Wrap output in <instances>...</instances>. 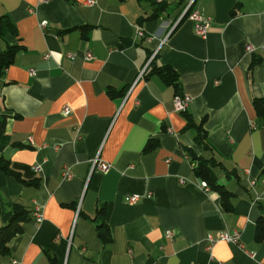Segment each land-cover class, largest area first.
Segmentation results:
<instances>
[{
	"label": "crops",
	"instance_id": "crops-1",
	"mask_svg": "<svg viewBox=\"0 0 264 264\" xmlns=\"http://www.w3.org/2000/svg\"><path fill=\"white\" fill-rule=\"evenodd\" d=\"M89 1L0 0V55L20 48L0 79V227L15 206L43 214L0 264H264V240H255L264 125L254 108L264 98V0ZM191 7L210 20L204 37ZM152 63L177 73L192 98L186 113L205 120L214 151L186 129L175 88L147 76ZM149 140L158 143L146 152ZM190 151L222 163L215 174L232 210L202 188ZM98 154L108 172L91 173ZM131 195L140 201L129 204ZM104 206L107 244L97 230ZM220 232L239 240L210 246Z\"/></svg>",
	"mask_w": 264,
	"mask_h": 264
},
{
	"label": "trees",
	"instance_id": "trees-1",
	"mask_svg": "<svg viewBox=\"0 0 264 264\" xmlns=\"http://www.w3.org/2000/svg\"><path fill=\"white\" fill-rule=\"evenodd\" d=\"M168 8V4L163 3L154 12L145 20L156 19L159 15ZM193 11L192 7L188 10L187 16L191 14ZM20 50L19 47L8 46V48L0 55V79L3 77L6 69L10 67L13 63L16 54ZM151 69L147 76L151 75H159L166 84L172 85L176 94H180V85H179V77L177 73L170 68L169 66H160L158 67L155 63L151 64ZM111 98H116L118 96H124L123 92L117 93L114 91L108 92ZM254 108L257 114L258 119L264 125V98H259L254 101ZM185 118L187 119L186 129H193L196 132L195 143L201 146L204 150L214 151L211 146L207 131L204 128L203 120L200 124H196L192 117L188 113H183ZM3 128V125H1ZM157 141L149 140L145 150L146 152L151 151L157 145ZM190 155L192 157V161L194 162V173L195 175L205 181L210 186V189L219 193L221 198V205L226 211H230L233 208L232 197L233 194L228 191L222 184L218 182V178L215 174V168L222 166V163L217 160L215 157H211L206 159L204 157H198L193 151H190ZM3 170L5 172L14 175L15 177L21 179V176L14 172L10 166L6 163L3 164ZM229 175H232L230 172ZM23 181V180H22ZM26 185L29 182L23 181ZM106 207H102L99 212L100 222L97 226L98 235L103 241L104 244H107L112 241V236L108 225L105 222L106 216ZM34 207L33 210L31 208L23 207V206H15L13 209V214L10 220L4 226L0 227V256H7L10 254V245L11 242L17 237L24 233V224L33 219ZM32 216V219H31ZM255 240L257 242H262L264 240V216H261L257 221L256 226V235Z\"/></svg>",
	"mask_w": 264,
	"mask_h": 264
},
{
	"label": "built area",
	"instance_id": "built-area-1",
	"mask_svg": "<svg viewBox=\"0 0 264 264\" xmlns=\"http://www.w3.org/2000/svg\"><path fill=\"white\" fill-rule=\"evenodd\" d=\"M88 3L93 4L94 0H90ZM190 20H192L195 24V32L198 36L204 37L207 35L208 32V28L210 25V20H206L203 18L201 12L199 10H193L191 12V14L189 15ZM47 25V22H43L41 24L42 27H45ZM137 35L138 37L142 38L144 37V31L141 28H138L137 30ZM248 52H252L253 48L251 46L247 47ZM92 54L91 53H87L86 54V59L90 60L92 59ZM70 58H74V56L70 55ZM32 71V70H31ZM33 73V71H32ZM145 73V70H142L138 76V79H140L141 77H143ZM192 102V98L189 95L186 94H176L175 98H174V107L175 110L179 113H185L187 112L190 104ZM65 114L69 115L70 114V109L66 108L65 109ZM111 168V164H108L104 161H102L100 159L99 154L96 156V158L92 161L91 163V173H93L94 171H100V172H108ZM66 177L70 178L71 175L70 173L67 171L66 172ZM183 182V181H182ZM201 186L202 188H204L205 190L209 191L210 190V186L208 185L207 182L202 181L201 182ZM141 196L139 195H131L128 196L126 198V201L129 204H136L140 201ZM34 220H35V226L38 227L42 221H43V214H42V210L39 206H34V214H33ZM170 237H172V234H170ZM239 240V234L235 233L233 235L227 233V232H220L218 233L216 236L213 235H209L208 236V242L210 246H213L216 242L219 241H223V242H238Z\"/></svg>",
	"mask_w": 264,
	"mask_h": 264
}]
</instances>
